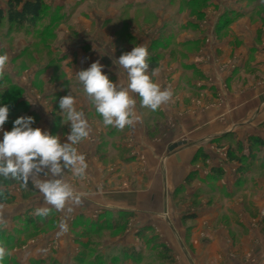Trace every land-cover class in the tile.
Here are the masks:
<instances>
[{
  "label": "crops",
  "instance_id": "crops-1",
  "mask_svg": "<svg viewBox=\"0 0 264 264\" xmlns=\"http://www.w3.org/2000/svg\"><path fill=\"white\" fill-rule=\"evenodd\" d=\"M48 1L58 18L51 28V39L39 38L37 53L28 61L25 73L31 87L23 100L29 104L28 113L36 115L33 127L59 135L64 142L69 126L62 122L59 100L71 91L77 109L84 111L92 128L90 137L78 146L86 155L87 178H73L70 173L67 177L83 194L82 204H69L61 212L53 209L68 231L58 235V226L52 235L56 240H68L70 261L80 252L71 229L74 222L96 223L107 213L125 212L130 214V225L113 239L122 242L121 247L126 242L137 245V230L148 226L154 227L172 249L177 264H264L263 201L230 202L229 208L220 202H203L195 224L187 230L181 217L189 211L185 204L176 205L174 199L180 185L188 188L190 172L196 170L199 176L206 168L219 166L215 160L223 161L214 147L216 138L232 130L254 134L264 119V0H104V6L95 5V0ZM173 2L179 6L174 7ZM211 33L215 49L208 52L204 42ZM142 43L148 47L149 71L160 69L153 79L162 88L171 87L172 100L152 111L141 107L136 95L141 120L123 131L105 127L76 73L99 60L113 82L126 83V73L113 61ZM218 60H231L227 72L215 64ZM25 73L20 76L22 82ZM239 78L254 80L256 91L243 88L236 97ZM241 135L239 139L247 136ZM200 148L209 154L206 168V162H193ZM224 182L230 191L232 185ZM10 190L16 199L4 203L8 221L4 229L20 231V225L27 227L28 216L35 217L37 207H50L43 203L38 190L27 197H23L19 184ZM228 209L238 214L245 230H235L237 223L229 225L227 218L221 217L226 212L232 214ZM48 234H40L35 240L48 239ZM32 245L33 253L25 252L26 246L9 250L16 263L29 264L33 258L50 259L54 254L61 258L64 254L59 251L64 246L61 243L60 249L54 250L45 243ZM23 253L26 259L20 258Z\"/></svg>",
  "mask_w": 264,
  "mask_h": 264
},
{
  "label": "clouds",
  "instance_id": "clouds-1",
  "mask_svg": "<svg viewBox=\"0 0 264 264\" xmlns=\"http://www.w3.org/2000/svg\"><path fill=\"white\" fill-rule=\"evenodd\" d=\"M148 56V47L142 43L113 61L126 73V83L113 82L103 71L105 66L99 60L76 73L87 100L102 117L105 127L112 126L123 131L141 120L136 112V95L140 98V106L152 111L172 100L171 87L162 88L153 79L158 77L160 69L154 67L149 71ZM9 61L7 52L0 53V79H3ZM59 108L64 115L62 122L69 126L64 142L59 135L33 127L35 118L32 116L16 118L12 129L5 130L9 107L0 106V132L3 133L0 141V177L18 182L22 189H27L31 183L43 197V203L50 206L35 209L34 215L42 218L48 217L53 209L61 212L69 204H82L83 194L74 188L67 177L70 173L73 178L85 179L89 167L86 155L78 149L92 132L84 111L77 109L76 98L71 91L60 98ZM6 191L7 186L0 183V197H4ZM4 208L5 204L0 203V229L8 226ZM59 229L57 234L62 235L68 231V226L61 221ZM11 254L0 245V264Z\"/></svg>",
  "mask_w": 264,
  "mask_h": 264
},
{
  "label": "rangeland",
  "instance_id": "rangeland-1",
  "mask_svg": "<svg viewBox=\"0 0 264 264\" xmlns=\"http://www.w3.org/2000/svg\"><path fill=\"white\" fill-rule=\"evenodd\" d=\"M48 3L49 9L47 10L45 17L43 20H41L37 27L35 29H29V27H18L10 25L6 20L3 21L2 25L0 26V53L7 52L10 57L9 65L6 70V73L3 77V79H0V106L8 105L9 107V119L4 125V129L7 131H10L12 129L13 123L10 125V122L12 120H15L16 118L22 116L24 112H27L29 107H27L24 104H20L21 101H23V98H26L28 95H26L25 92H27V89L30 88V82L28 77V73H25V71L29 67V62L32 61L30 59H33V56L37 53V40L38 35L40 33V30L46 26V24L53 22V8H51L53 5L49 3L48 0H46ZM95 2H98L97 6L105 5L104 0H95ZM110 3V2H109ZM112 6V3H110ZM0 6L3 8L7 7V0H0ZM173 6H179L178 3L173 2ZM208 6V4H206ZM139 14V13H138ZM145 15V14H144ZM143 15V16H144ZM234 16V15H233ZM231 16V17H233ZM138 17H140L138 15ZM149 16H147L148 18ZM212 18V17H211ZM234 18V17H233ZM53 28V25H51ZM50 27V28H51ZM52 30V29H51ZM53 31V30H52ZM34 42V45H30ZM29 44V45H28ZM40 46V45H39ZM213 46V39H212V33L209 35L204 42V47L208 52H211L212 49H215ZM26 49V50H25ZM99 50V49H98ZM235 53V52H234ZM233 57L235 58V54H241L240 52H237L234 54ZM23 54V55H21ZM236 55V56H237ZM20 56V57H19ZM22 56H24V59H19ZM232 57V58H233ZM85 58L82 57L81 60H84ZM231 61V60H230ZM225 62L218 60L215 64L219 65V69L222 72H227L229 69V65L231 62ZM235 61V60H234ZM238 63V62H237ZM36 63H32L31 66L35 65ZM30 66V67H31ZM25 73L24 75V81L22 82L21 75ZM240 73V71H239ZM21 76V77H20ZM240 79V78H239ZM237 79L236 81H238ZM26 80V81H25ZM248 81V80H247ZM244 82L242 79H240L239 83L235 86V91L237 94L235 95L240 96L241 94L238 92L242 90L243 88H251L253 91H256L257 87L254 83V80H249L248 82ZM264 82V80H263ZM247 83V84H246ZM262 83V82H261ZM246 84V85H245ZM242 85V87H240ZM24 86V87H22ZM18 87L21 88V91L18 90ZM262 97H264V88L262 89ZM25 93V94H24ZM30 97V96H29ZM225 97V96H224ZM31 98V97H30ZM264 99V98H263ZM34 100V99H33ZM29 105V104H28ZM232 110V109H230ZM229 112V111H228ZM29 116H32L35 118L36 121V115L30 114ZM256 133L254 134H248L247 132L244 133V131H238V133L234 130L228 131L224 134H222L220 137L226 135V134H234L233 136L228 135L227 137H224L222 141H212L214 142V147L218 150V152L221 153V156L223 157V161L215 160L216 164H219L217 167H221L225 174L218 178L213 179L211 177L212 169L206 168L209 166V163L207 164V160L209 159V154L207 155V158H199L200 161L206 162V172L202 173L198 176L199 180H196L194 183H188V188H184V190L177 195H174L175 203L176 205L185 204L186 209L189 211L187 214H198L197 211H199V208L203 204V202H220L223 204H226L225 207L229 208L230 202H256L255 200L259 202H264V150L259 151L255 150L254 155V163L251 167H248L247 171L243 174L238 171L239 164H234V162L228 160L227 158V146L229 144H234L236 140H241L244 143L245 146V152L249 154L248 151V141L247 138L250 135H257L264 137V119L260 121L255 128ZM253 131V132H254ZM240 134H247L245 139H239ZM241 135V136H242ZM3 139V133L0 132V141ZM203 148V147H202ZM200 148V149H202ZM204 151V150H203ZM225 163H231L234 164V167H225ZM234 182L232 183V181ZM224 181L230 182L229 184L232 185V189L229 191V189L226 188V185ZM193 186V187H192ZM22 191L23 197H27L31 195L32 193L29 192L28 189H22L19 187ZM262 199V200H261ZM261 200V201H260ZM225 202V203H224ZM194 210V212L190 211ZM230 211V209H228ZM232 214L224 213V215L221 217L227 218L229 221V225H232L233 223H237V227L235 230L243 231L244 226L239 223V217L238 214L234 210L230 211ZM117 213H109L106 214V216L111 217L112 215H115ZM264 214V212H263ZM55 214L50 215V219L45 221V223H41L42 225L37 226V222L30 223L27 227H29L28 230H26L25 225H20V231L17 229H0V245H3L7 250L15 249L16 247L26 246L27 251H30V253H33L35 247L32 244L41 245L42 243L47 244V247L54 250L60 249V243L64 245L59 251H62V257L60 258L57 254L50 255L52 258H57L56 264H73L75 261H70V248H69V242L67 239L65 240H56L52 234L59 226L60 220L59 216ZM182 219V217H181ZM184 225L186 226V229L189 230L193 224H195L196 220L194 218L188 219L187 221H184L182 219ZM235 221V222H234ZM43 222V221H41ZM130 225V219L126 220V229H128ZM233 226V225H232ZM89 227L88 221L84 223L75 224V222L71 225L72 231L77 236L78 246L80 251H82V243L81 242H91L88 248V253H90L87 257L86 263L82 264H89V262L93 259V257L98 254L99 252L103 255H107V259H105V262H102V264H177L178 258L176 259V256L171 251L172 249L168 246V244L160 237L159 234H156V229L154 227H142L137 230H142L146 228L143 231V236H138L139 243L137 245H131L126 242L125 246H122V242L119 240H113L116 236L120 235L122 231L118 230H102L100 233H86L87 228ZM95 226H93V229ZM94 231V230H93ZM44 233H51V235L48 234V239L42 240L43 237H39L37 240H35L36 237H38L40 234ZM45 236V235H44ZM23 237L22 240L20 238ZM16 238H19L18 241H16ZM31 239H34L31 240ZM106 241V242H105ZM164 243L169 247V250L166 253H163V248L161 247V244ZM108 244V245H106ZM128 246H135V248L140 249L141 256L138 260H134L131 258L127 259L122 255V249L124 247ZM53 247V248H52ZM117 247H119L117 249ZM25 249V250H26ZM87 250V249H86ZM106 251V253H104ZM84 252V251H82ZM118 253V260L117 261H111V259L116 256ZM109 254V255H108ZM23 257L20 256V258L26 259V255L23 253ZM57 256V257H56ZM60 258V259H58ZM138 258V257H137ZM34 258L29 260V264H38L34 263ZM16 258L14 255L6 256L5 260L2 262V264H16ZM23 264V263H22ZM48 264H52V261L50 260Z\"/></svg>",
  "mask_w": 264,
  "mask_h": 264
},
{
  "label": "trees",
  "instance_id": "trees-1",
  "mask_svg": "<svg viewBox=\"0 0 264 264\" xmlns=\"http://www.w3.org/2000/svg\"><path fill=\"white\" fill-rule=\"evenodd\" d=\"M49 9L48 3L46 0H7V7L3 8L0 6V26L2 25L3 21L6 20L10 25L12 26H18V27H24L27 26L29 29H35L37 27L38 23L44 19L45 14L47 10ZM58 18V14H53V22L46 24L41 30L38 35V38L45 37L46 39H51L53 36V31L51 30V25H54L56 22V19ZM51 27V28H50ZM47 36V37H46ZM26 50V49H25ZM18 90L21 91V88L18 87ZM20 104H24L28 107V103L23 100L20 102ZM22 116H29L30 113L24 112L21 114ZM14 120L10 122V125L13 123ZM228 135L233 136L234 134H226L222 137L216 138L214 141H222L224 137H227ZM248 141V151L249 154L245 152V146L244 143L241 140H236L234 144H229L227 146V158L230 161H237L239 163L238 171L240 173H245L248 169V167H251L254 160L255 150L263 151L264 150V137L257 136V135H250L247 138ZM207 153L203 151V149H199L196 154L193 157V162H196L199 160V158H207ZM225 174L224 170L221 167H213L212 168V174L211 177L213 179H218L222 177ZM196 179H198L197 171L194 170L190 172V174L186 177V184L193 183ZM0 183H3L7 186V191L5 193L4 197H0V203H11L14 202L16 197L11 192L10 187L12 185L19 184L16 181L12 180H4L3 177H0ZM185 188V184L180 185L174 195H177L178 193L182 192ZM29 192H35L36 189L33 188L31 183H29L28 188ZM51 214H55V212L52 210ZM109 214V213H107ZM50 215L46 218L38 217V216H28L26 218L27 226L32 222H37L38 225H42L47 222L48 219H50ZM128 213H119L112 215L111 217L104 216L101 222L96 223H88L89 227L87 228L86 233H100L102 230H118V231H124L126 229V220H129ZM196 218V214H185L182 216V219L184 221H187L188 219ZM40 221H43L42 224ZM93 226L95 228L93 229ZM29 228V227H26ZM146 228L139 230L137 232L138 236H143V231ZM94 230V231H93ZM145 232V231H144ZM82 243V251L79 252V254L74 259L73 264H82L86 263L87 257L90 253H88V248L91 242H81ZM161 247L163 248V253L167 254V251L169 250V247L162 243ZM87 249V250H86ZM143 252L140 251V249L135 248V246H128L124 247L122 249V255H124L125 258L129 259L132 257L134 260H138ZM138 257V258H137ZM107 255H103L102 253L96 254L93 259L89 262V264H102V262H105V259H107ZM52 261V264H56V261L52 258L50 259H39V260H33L34 263L38 264H48L49 261ZM118 256H114L111 261H117ZM18 264V263H16Z\"/></svg>",
  "mask_w": 264,
  "mask_h": 264
},
{
  "label": "water",
  "instance_id": "water-1",
  "mask_svg": "<svg viewBox=\"0 0 264 264\" xmlns=\"http://www.w3.org/2000/svg\"><path fill=\"white\" fill-rule=\"evenodd\" d=\"M181 142H178L177 144H174L173 146L170 147V149H173L174 147H176L178 144H180Z\"/></svg>",
  "mask_w": 264,
  "mask_h": 264
}]
</instances>
